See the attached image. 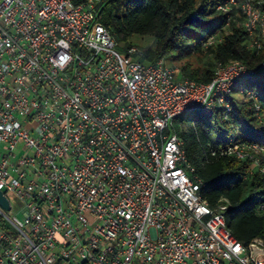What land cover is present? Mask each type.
<instances>
[{
    "label": "built area",
    "instance_id": "1",
    "mask_svg": "<svg viewBox=\"0 0 264 264\" xmlns=\"http://www.w3.org/2000/svg\"><path fill=\"white\" fill-rule=\"evenodd\" d=\"M103 3L0 0V264H264V239L228 226L229 200L203 198L175 127L194 111L227 116L255 70L218 62L203 82L144 62L117 48ZM219 8L264 49V0ZM246 97L262 121L258 93ZM230 141L211 155L260 163L264 146Z\"/></svg>",
    "mask_w": 264,
    "mask_h": 264
},
{
    "label": "trees",
    "instance_id": "2",
    "mask_svg": "<svg viewBox=\"0 0 264 264\" xmlns=\"http://www.w3.org/2000/svg\"><path fill=\"white\" fill-rule=\"evenodd\" d=\"M222 1L104 0L100 20L120 51L128 53L137 46L138 58L147 63L165 57L178 64L185 77L209 81L218 62L234 59L255 70L235 83L232 110L227 116L220 111L204 113L203 118L179 131L188 159L207 183L201 190L203 198L212 207L227 198L228 226L237 239L249 243L258 236L264 239V212L260 210L264 197H257L264 190V155L258 164L248 157L212 156L210 145L219 149L232 138L264 146V49L247 46L248 32L219 8ZM135 35L153 36L155 45H137L132 41ZM213 35L219 40L207 45ZM249 90L258 93L262 121L257 118L254 100L246 97ZM239 93L242 98L237 96Z\"/></svg>",
    "mask_w": 264,
    "mask_h": 264
},
{
    "label": "rangeland",
    "instance_id": "3",
    "mask_svg": "<svg viewBox=\"0 0 264 264\" xmlns=\"http://www.w3.org/2000/svg\"><path fill=\"white\" fill-rule=\"evenodd\" d=\"M77 1V0H75ZM132 41L137 44V45H140V46H143V47H153L155 45V39L153 36H150V35H146V36H133L132 37ZM237 96L239 98H242V94H237ZM204 117V113L202 112H199V111H194V112H190L187 117H185L184 119H178L176 121V124H175V127L177 129V131L179 132L180 129L182 127H186L188 128L189 126L193 125L194 122L198 119H201ZM258 198H263L264 197V190H262L258 195H257ZM13 212H16V210L14 209ZM19 216H22V212L19 213Z\"/></svg>",
    "mask_w": 264,
    "mask_h": 264
},
{
    "label": "water",
    "instance_id": "4",
    "mask_svg": "<svg viewBox=\"0 0 264 264\" xmlns=\"http://www.w3.org/2000/svg\"><path fill=\"white\" fill-rule=\"evenodd\" d=\"M0 204H2L5 208H10L9 200L3 194V192L1 190H0Z\"/></svg>",
    "mask_w": 264,
    "mask_h": 264
}]
</instances>
